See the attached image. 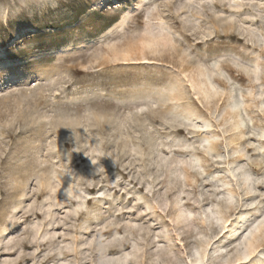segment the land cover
Listing matches in <instances>:
<instances>
[{
    "label": "rangeland",
    "instance_id": "rangeland-1",
    "mask_svg": "<svg viewBox=\"0 0 264 264\" xmlns=\"http://www.w3.org/2000/svg\"><path fill=\"white\" fill-rule=\"evenodd\" d=\"M253 235L264 264V0H0V264H244Z\"/></svg>",
    "mask_w": 264,
    "mask_h": 264
},
{
    "label": "bare ground",
    "instance_id": "bare-ground-1",
    "mask_svg": "<svg viewBox=\"0 0 264 264\" xmlns=\"http://www.w3.org/2000/svg\"><path fill=\"white\" fill-rule=\"evenodd\" d=\"M138 11V6L137 7H129L126 12L118 19L117 21L113 22V24L108 27L102 34L103 37L110 35L113 31L116 30H121L126 23L129 21V18L133 16ZM102 37V38H103ZM81 48L75 47L71 44H66V46H62L57 49V52L61 55H66L70 54L73 52H76L80 50ZM256 237L253 235L250 240L247 242L246 246V253H244L243 257L237 258L236 261L244 260V264H257L256 262H249L247 263L248 259L253 256V253L256 249L255 243H256ZM204 257V256H203Z\"/></svg>",
    "mask_w": 264,
    "mask_h": 264
},
{
    "label": "clouds",
    "instance_id": "clouds-1",
    "mask_svg": "<svg viewBox=\"0 0 264 264\" xmlns=\"http://www.w3.org/2000/svg\"><path fill=\"white\" fill-rule=\"evenodd\" d=\"M92 163H96L95 161H92Z\"/></svg>",
    "mask_w": 264,
    "mask_h": 264
}]
</instances>
